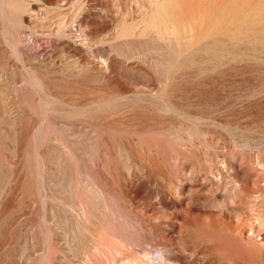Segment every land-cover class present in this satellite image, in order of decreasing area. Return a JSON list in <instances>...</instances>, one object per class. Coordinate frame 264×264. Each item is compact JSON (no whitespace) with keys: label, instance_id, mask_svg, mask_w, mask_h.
Returning a JSON list of instances; mask_svg holds the SVG:
<instances>
[{"label":"rangeland","instance_id":"obj_1","mask_svg":"<svg viewBox=\"0 0 264 264\" xmlns=\"http://www.w3.org/2000/svg\"><path fill=\"white\" fill-rule=\"evenodd\" d=\"M0 264H264V0H0Z\"/></svg>","mask_w":264,"mask_h":264}]
</instances>
